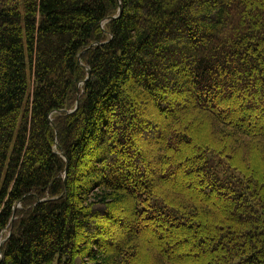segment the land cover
Wrapping results in <instances>:
<instances>
[{
  "label": "trees",
  "instance_id": "trees-1",
  "mask_svg": "<svg viewBox=\"0 0 264 264\" xmlns=\"http://www.w3.org/2000/svg\"><path fill=\"white\" fill-rule=\"evenodd\" d=\"M2 243L264 264V0H0Z\"/></svg>",
  "mask_w": 264,
  "mask_h": 264
},
{
  "label": "water",
  "instance_id": "water-1",
  "mask_svg": "<svg viewBox=\"0 0 264 264\" xmlns=\"http://www.w3.org/2000/svg\"><path fill=\"white\" fill-rule=\"evenodd\" d=\"M114 19H116V18H114ZM79 63L80 64H82V62H81V56H79ZM88 75H90V72H89V70H88ZM74 112V111H73ZM73 112H70L69 114H71V113H73ZM2 246H3V243L1 244V246H0V256L3 258V256H2V252H1V250H2Z\"/></svg>",
  "mask_w": 264,
  "mask_h": 264
},
{
  "label": "rangeland",
  "instance_id": "rangeland-1",
  "mask_svg": "<svg viewBox=\"0 0 264 264\" xmlns=\"http://www.w3.org/2000/svg\"><path fill=\"white\" fill-rule=\"evenodd\" d=\"M252 119H257V118L256 117H252ZM191 188L195 189V188H197V185L195 183H193ZM53 264H58L57 260H55Z\"/></svg>",
  "mask_w": 264,
  "mask_h": 264
}]
</instances>
